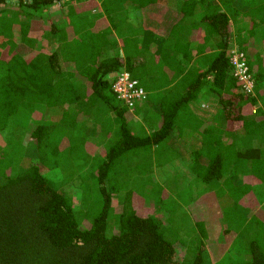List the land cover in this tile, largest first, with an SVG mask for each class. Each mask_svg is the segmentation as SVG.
I'll list each match as a JSON object with an SVG mask.
<instances>
[{"label": "trees", "instance_id": "16d2710c", "mask_svg": "<svg viewBox=\"0 0 264 264\" xmlns=\"http://www.w3.org/2000/svg\"><path fill=\"white\" fill-rule=\"evenodd\" d=\"M65 1L0 0V264H264V0Z\"/></svg>", "mask_w": 264, "mask_h": 264}, {"label": "rangeland", "instance_id": "374dc122", "mask_svg": "<svg viewBox=\"0 0 264 264\" xmlns=\"http://www.w3.org/2000/svg\"><path fill=\"white\" fill-rule=\"evenodd\" d=\"M243 2L244 3H247V0H243ZM258 2H260V0H254V2H252L251 1V4L253 5V6H255ZM61 3H62V5H64V6H66L65 5V3H66V1L65 0H61ZM59 4V3H58ZM61 4H59V6H62ZM60 10L61 9H55V11H52V16H53V18L56 20V21H61V17H60V15H59V13L58 12H60ZM62 14V13H61ZM137 17H138V14H137V11H133V12H131V14H130V17H129V19H132V21H137L138 19H137ZM148 33V32H147ZM150 33V32H149ZM148 33V34H149ZM145 41H150V37L149 36H146V38H145ZM235 46H237L236 44H232V47H233V49H235ZM106 56H108L109 57V54H105ZM218 107V106H217ZM210 109H214L213 107L211 108V107H207L206 106V108L204 109V112H211V111H208V110H210ZM45 112H46V110L44 111V115H45ZM199 112V111H198ZM213 112V111H212ZM52 113V112H51ZM50 113V114H51ZM200 113V112H199ZM139 117V116H138ZM209 117V116H208ZM210 118V117H209ZM139 119V118H138ZM91 129H90V134L94 137V139H97V140H101V141H105V139H106V137L104 136V134H102V131H101V128L99 127V125L98 124H92L91 125V127H90ZM174 145H175V147L178 149V150H180L181 152H182V155L184 156V160H185V158H186V156H188V154L190 153V149H189V146L188 147H186V144L185 143H181L180 141H176L175 143H174ZM187 169V168H186ZM186 169H185V165H184V163L182 162V160L178 157V158H175V160H174V162H173V164H168V163H166V161H164V163L162 164V165H160V166H158V168H156L155 167V171H154V173H155V175L157 176V178L158 179H160L161 181H162V183L165 185V179L169 176V178H170V175H176V174H180L181 175V173H182V175H184L185 174V171H186ZM188 170V169H187ZM47 172V176H49V178H53V176L54 175H56L57 176V172L56 173H53L51 170H48V169H44V172ZM189 171V170H188ZM51 174H53V175H51ZM58 177L60 178L61 177V173H60V171H58ZM55 178V177H54ZM53 178V179H54ZM174 178V177H173ZM173 181H170V184L172 183ZM169 186V188L172 190L173 188L172 187H170V186H172V185H168ZM69 187H72V189H75L73 192L75 193L76 191L78 192V195L76 196L79 200H77V201H79V206L82 208V204L80 203L81 201H80V197H81V189L80 188H77V187H74L73 188V185L72 186H69ZM175 187V186H174ZM68 188V187H67ZM257 188V187H256ZM262 188V189H261ZM263 190V191H262ZM257 191L258 192H261V193H263L264 192V185L263 186H259L258 188H257ZM217 241V240H216ZM215 241V242H216ZM224 244V242H221L220 243V245H223ZM237 244H240V243H238L237 242ZM209 247H210V250H211V252L212 253H209L208 255H207V260H206V264H210L211 262L212 263H214V264H216V262H220V260L222 259V256L224 255V254H222V256L220 255L219 257H217L218 259H216V260H213V257L215 256L214 255V253H213V246L211 245V244H209ZM206 259V258H205ZM211 261V262H210ZM221 264H229V259H227V260H225V261H222L221 260Z\"/></svg>", "mask_w": 264, "mask_h": 264}, {"label": "built area", "instance_id": "2783aa9c", "mask_svg": "<svg viewBox=\"0 0 264 264\" xmlns=\"http://www.w3.org/2000/svg\"><path fill=\"white\" fill-rule=\"evenodd\" d=\"M232 52L234 54L233 63L235 64V73L241 80L247 82L249 87H252V83L246 73V57L243 53L239 52L237 46H235V49L232 48ZM113 88L126 101H131L134 97H147L145 91L141 87H138V80L133 79L127 71H123L119 75Z\"/></svg>", "mask_w": 264, "mask_h": 264}, {"label": "crops", "instance_id": "0c3cea01", "mask_svg": "<svg viewBox=\"0 0 264 264\" xmlns=\"http://www.w3.org/2000/svg\"><path fill=\"white\" fill-rule=\"evenodd\" d=\"M65 5H67V3H65ZM0 8L2 9V10H5V5L4 4H0ZM55 9H61L60 10V12H58L59 13V15H60V17L62 18L64 15L63 14H61L62 13V7L61 6H59V5H53L52 7H51V9H50V12H52V11H55ZM133 12V11H132ZM131 14V13H130ZM138 21V20H137ZM136 20L134 21L135 23L137 22Z\"/></svg>", "mask_w": 264, "mask_h": 264}]
</instances>
